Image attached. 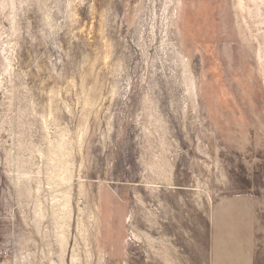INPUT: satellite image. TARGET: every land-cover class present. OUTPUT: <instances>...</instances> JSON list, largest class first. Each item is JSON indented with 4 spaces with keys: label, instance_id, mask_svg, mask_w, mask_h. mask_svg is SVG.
I'll use <instances>...</instances> for the list:
<instances>
[{
    "label": "rangeland",
    "instance_id": "374dc122",
    "mask_svg": "<svg viewBox=\"0 0 264 264\" xmlns=\"http://www.w3.org/2000/svg\"><path fill=\"white\" fill-rule=\"evenodd\" d=\"M14 3L3 264L26 239L31 264H59L49 221L44 236L24 226L6 159L60 131L74 163L65 264L73 246L78 264H264V68L238 0Z\"/></svg>",
    "mask_w": 264,
    "mask_h": 264
},
{
    "label": "bare ground",
    "instance_id": "6f19581e",
    "mask_svg": "<svg viewBox=\"0 0 264 264\" xmlns=\"http://www.w3.org/2000/svg\"><path fill=\"white\" fill-rule=\"evenodd\" d=\"M0 2V10L5 12L4 18L9 22L8 28H4L0 23L2 71L11 78L14 62L15 3L14 0ZM238 4L249 33L259 44L258 59L260 67L264 68V0H238ZM26 144L23 141L19 142V146L26 148L27 158L14 154V157L11 155L6 159L11 166L9 177L16 192L17 207L20 208L24 226L32 228L40 236L46 235L43 233V226L46 221H49L59 251V264H65L64 257L69 246L72 217L71 185L74 174V163L71 159L72 143L66 138L65 132L60 131L57 140L47 143L45 149L42 147L44 150H34ZM35 154L42 162L44 161L43 165L35 167ZM77 230L78 235L83 237L84 227L79 223H77ZM27 242L26 239L24 244L27 245ZM26 245L16 257L20 264H31L33 259V252L26 249ZM70 262L78 264L74 246ZM48 264H55V262L49 260Z\"/></svg>",
    "mask_w": 264,
    "mask_h": 264
},
{
    "label": "built area",
    "instance_id": "2783aa9c",
    "mask_svg": "<svg viewBox=\"0 0 264 264\" xmlns=\"http://www.w3.org/2000/svg\"><path fill=\"white\" fill-rule=\"evenodd\" d=\"M7 252H8L7 247L0 240V264H2V261L6 257Z\"/></svg>",
    "mask_w": 264,
    "mask_h": 264
}]
</instances>
